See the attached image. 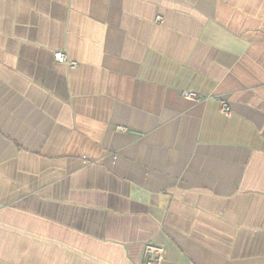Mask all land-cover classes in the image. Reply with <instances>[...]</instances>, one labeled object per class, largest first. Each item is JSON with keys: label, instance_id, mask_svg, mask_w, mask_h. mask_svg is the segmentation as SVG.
Instances as JSON below:
<instances>
[{"label": "crops", "instance_id": "0c3cea01", "mask_svg": "<svg viewBox=\"0 0 264 264\" xmlns=\"http://www.w3.org/2000/svg\"><path fill=\"white\" fill-rule=\"evenodd\" d=\"M148 242L264 264V0H0V264Z\"/></svg>", "mask_w": 264, "mask_h": 264}, {"label": "built area", "instance_id": "2783aa9c", "mask_svg": "<svg viewBox=\"0 0 264 264\" xmlns=\"http://www.w3.org/2000/svg\"><path fill=\"white\" fill-rule=\"evenodd\" d=\"M160 21L161 18H158ZM55 60L61 64H68L71 67H74L76 63L69 62L66 55L59 51L55 53ZM183 97L188 100L199 102L202 99L198 97L195 93L184 91L181 93ZM207 100V99H206ZM221 112L225 115H229L231 110L228 104L225 101H221ZM118 130L124 131V128H118ZM165 248L161 245H157L155 243L148 242L145 244L142 264H163L165 260Z\"/></svg>", "mask_w": 264, "mask_h": 264}]
</instances>
